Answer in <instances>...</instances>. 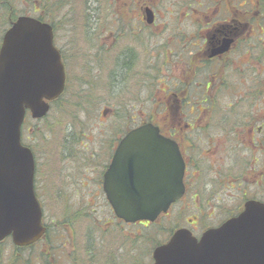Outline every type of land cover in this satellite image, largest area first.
I'll return each instance as SVG.
<instances>
[{
	"label": "rangeland",
	"instance_id": "rangeland-1",
	"mask_svg": "<svg viewBox=\"0 0 264 264\" xmlns=\"http://www.w3.org/2000/svg\"><path fill=\"white\" fill-rule=\"evenodd\" d=\"M3 1L14 5L16 16L18 13L35 16L33 9L39 3L38 0ZM51 1L61 4V0ZM121 1L64 0L57 13L59 17H47L55 26L54 43L64 55L67 86L59 104H53L44 118H27L21 138L34 155L35 192L48 235L31 249H16L10 238H6L0 243V264H149L153 248L165 242L173 230L187 226L185 221L193 220L189 228L195 229L198 224L194 230L198 235L203 228L201 224L215 226L230 216L228 209L236 210L241 203L239 190L264 200V184L259 185L264 183V174L255 177L257 171L264 173V160L254 164L250 152L241 147L236 164L226 162L220 166L225 184L219 179V203L215 199L216 207L208 208L211 214L204 213L203 222L199 215L191 213V202L186 201L179 204L183 206L182 213L162 217L156 224L125 225L115 218L101 187L102 173L113 148L129 128L143 121L161 123L164 120L166 113L154 98L158 89H164L162 78L169 72L161 69L163 76L157 78V71L151 68L121 72L108 51H99L97 30L110 29L111 18L122 10ZM203 2L165 0L162 8L161 2L157 8L164 17L171 11L172 17H192L193 7L185 3H195L198 9ZM132 9L137 15V10ZM185 24L188 30L204 29L203 19L196 18L194 24ZM8 26L0 12V42ZM259 40L254 43L258 54L251 64L241 69L242 80L256 79L259 72L264 73V35ZM144 81L148 96L141 86ZM259 83L264 97V77ZM204 166L203 161L199 163L201 171L195 182L203 198L209 194L204 188ZM254 179L259 181L258 185L253 183ZM190 184L192 191L196 189L193 179ZM197 200L196 196L194 201ZM219 207H223L221 212H226L219 213Z\"/></svg>",
	"mask_w": 264,
	"mask_h": 264
},
{
	"label": "flooded vegetation",
	"instance_id": "flooded-vegetation-1",
	"mask_svg": "<svg viewBox=\"0 0 264 264\" xmlns=\"http://www.w3.org/2000/svg\"><path fill=\"white\" fill-rule=\"evenodd\" d=\"M164 1L137 0L138 4L134 5L135 0H122V10L111 18L110 29H98L96 37L99 51H108L115 67L123 65L128 72L138 67L151 68L157 71L156 78L163 76L161 69L169 71L162 78L164 89H158L154 98L166 113L164 120L161 123L143 121L138 125L151 122L161 136L177 145L184 162L183 193L154 223L170 214L182 213L183 206L179 204L185 201L191 202V213L199 215L203 222L202 215L211 214L208 208L216 207L215 199L219 203L217 184L220 181L225 184L222 181L225 178L221 176L224 170L220 166L226 162L236 164L241 147L250 152L254 164L264 160V97L258 88L264 73L259 72L256 79H241L243 66L251 64L258 54L254 44L256 39L260 41V36L264 35V0H204L198 9H195V3H185V6L193 7L192 17H172L173 11L164 17L157 8L160 2L162 8ZM132 7L137 10V15L133 14ZM196 18L204 20V29L184 28L185 22L194 24ZM144 82L141 86L148 96ZM202 161L205 163L204 188L209 193L205 198L195 184ZM260 174L263 175V171H257L255 177L259 178ZM191 179L196 187L193 191ZM254 180L253 183L258 185L259 181ZM233 184L239 187L237 181ZM263 184L259 183L261 187ZM239 192L242 197L238 209H228L230 216L219 224H201L203 228L199 229L202 230L198 235L194 233L198 224L195 229L189 228L191 219L185 221L187 226L181 227L199 237L206 229L217 227L241 212L248 200L264 203L258 196ZM196 196L197 202L194 201ZM204 203L212 205L205 206ZM222 208H218L219 213L226 212H221ZM206 216L210 218V215ZM141 224L147 226L150 223Z\"/></svg>",
	"mask_w": 264,
	"mask_h": 264
},
{
	"label": "water",
	"instance_id": "water-1",
	"mask_svg": "<svg viewBox=\"0 0 264 264\" xmlns=\"http://www.w3.org/2000/svg\"><path fill=\"white\" fill-rule=\"evenodd\" d=\"M65 71L50 24L20 15L0 43V241L17 247L44 233L34 192V157L21 143L26 114L42 118L63 91ZM184 162L175 142L152 123L129 130L103 173L102 189L117 218L154 221L183 193ZM152 264H264V203L244 209L199 239L186 228L152 251Z\"/></svg>",
	"mask_w": 264,
	"mask_h": 264
},
{
	"label": "trees",
	"instance_id": "trees-1",
	"mask_svg": "<svg viewBox=\"0 0 264 264\" xmlns=\"http://www.w3.org/2000/svg\"><path fill=\"white\" fill-rule=\"evenodd\" d=\"M38 1H39V3L36 6H34V9H33V13L35 14V17H37L38 19H40L42 21L49 22L52 25L53 29L55 30L54 23L48 21L47 17H59V15L57 13H58L59 10H61L60 5H62V6L64 5V0H61V4L60 5H59L58 2L54 3V1H51V0H38ZM14 9H15V7H14V5L12 3H6L5 1L0 0V12H1V15L6 19L7 23H10V21H13L16 18V15H15L16 13H14ZM18 14L22 15L21 13H18ZM24 15H27V14H24ZM5 29H4V31H5ZM117 68H118V70L120 69L121 72H124L125 69H126L125 67H123V65H121V66L119 65V67H117ZM118 73L119 72H116L115 75H118ZM64 93H65V90H64V92L62 93L61 96H59L55 101L52 102L51 106L53 104L58 103L60 101L61 97L64 95ZM50 110H51V107H50ZM27 118H29V116H26V118L24 120V123H25L26 120H28ZM34 123H36V122H34ZM129 129H131V128H129ZM47 235H48V229H47V231H46V233L44 235V238ZM32 247H30V249ZM16 249H19V248L16 247Z\"/></svg>",
	"mask_w": 264,
	"mask_h": 264
}]
</instances>
